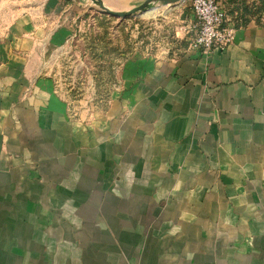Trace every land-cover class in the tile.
<instances>
[{
  "label": "crops",
  "instance_id": "crops-1",
  "mask_svg": "<svg viewBox=\"0 0 264 264\" xmlns=\"http://www.w3.org/2000/svg\"><path fill=\"white\" fill-rule=\"evenodd\" d=\"M91 9L0 0V264H264V14L204 55L189 7L125 50Z\"/></svg>",
  "mask_w": 264,
  "mask_h": 264
},
{
  "label": "rangeland",
  "instance_id": "rangeland-1",
  "mask_svg": "<svg viewBox=\"0 0 264 264\" xmlns=\"http://www.w3.org/2000/svg\"><path fill=\"white\" fill-rule=\"evenodd\" d=\"M144 1L145 0H101L104 6H107L108 9L114 11L130 10L131 8L141 5ZM189 1L190 0H185L175 5L148 9L144 12L139 13L138 15H133L131 17L121 19L104 14L103 12H101L99 7L96 6L91 0H87L92 8L90 15L95 16L94 18H96V16H100V18H102L99 23L97 22L98 20L92 21L91 28L94 26L97 31L99 28L101 33L100 36H98L99 34L97 35V38L103 39L111 34H116L125 44L122 47V49L124 50L126 46L130 47L136 41L138 35L136 33L137 30L134 29L136 26L145 25L146 28H149L151 22L154 20H165V17L170 16L171 18H174V16H176L178 12L182 11L183 8L189 7ZM151 5L157 4L155 2L148 4V6ZM150 28L151 29L147 30V33H145L143 37H147L148 39H158V32L153 29V26ZM58 59L61 61L59 62V64L62 65V72L60 73L61 79L65 81V84H67V86L69 85V81L71 82L72 80H74L75 83H73V85L76 87L75 89H77L75 91L77 99L82 102L86 101L87 104H93L95 98L92 93L95 95L94 84L96 80L100 78V70L96 67L90 68L91 66H89L88 63H84L80 60L78 54H76V57L62 54ZM95 106L97 107V105L94 103L93 110H96Z\"/></svg>",
  "mask_w": 264,
  "mask_h": 264
},
{
  "label": "built area",
  "instance_id": "built-area-1",
  "mask_svg": "<svg viewBox=\"0 0 264 264\" xmlns=\"http://www.w3.org/2000/svg\"><path fill=\"white\" fill-rule=\"evenodd\" d=\"M189 7L195 18V32L189 40L190 50L206 55L213 50L224 51L234 41L235 28L227 18L224 6L218 0H190ZM78 30L67 40L60 52L72 57L71 47L75 43ZM60 55V56H61ZM82 62L84 56L79 55ZM78 62V61H77Z\"/></svg>",
  "mask_w": 264,
  "mask_h": 264
},
{
  "label": "trees",
  "instance_id": "trees-1",
  "mask_svg": "<svg viewBox=\"0 0 264 264\" xmlns=\"http://www.w3.org/2000/svg\"><path fill=\"white\" fill-rule=\"evenodd\" d=\"M224 6L227 18L235 28L246 22L247 17L264 14V0L246 4L244 0H218ZM237 2L239 4H237Z\"/></svg>",
  "mask_w": 264,
  "mask_h": 264
},
{
  "label": "water",
  "instance_id": "water-1",
  "mask_svg": "<svg viewBox=\"0 0 264 264\" xmlns=\"http://www.w3.org/2000/svg\"><path fill=\"white\" fill-rule=\"evenodd\" d=\"M96 6L99 7L101 12L108 16L116 17V18H127L131 17L133 15H138L143 9H145L149 3H156L157 6H169V5H175L180 3L181 1L185 0H145L141 5L131 8L130 10L127 11H114L108 9L106 6H104L101 2V0H91Z\"/></svg>",
  "mask_w": 264,
  "mask_h": 264
},
{
  "label": "bare ground",
  "instance_id": "bare-ground-1",
  "mask_svg": "<svg viewBox=\"0 0 264 264\" xmlns=\"http://www.w3.org/2000/svg\"><path fill=\"white\" fill-rule=\"evenodd\" d=\"M182 2V1H181ZM158 6L157 5H151V6H147L145 9H143L141 12H144V11H146V10H148V9H152V8H157ZM159 7H163V6H159ZM140 12V13H141Z\"/></svg>",
  "mask_w": 264,
  "mask_h": 264
}]
</instances>
